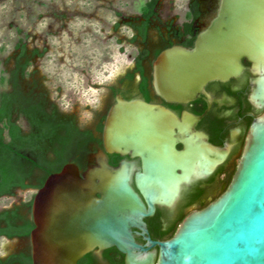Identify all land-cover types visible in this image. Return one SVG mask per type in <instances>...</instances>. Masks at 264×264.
<instances>
[{
  "label": "water",
  "instance_id": "95a60500",
  "mask_svg": "<svg viewBox=\"0 0 264 264\" xmlns=\"http://www.w3.org/2000/svg\"><path fill=\"white\" fill-rule=\"evenodd\" d=\"M244 57L264 65V0H221L194 48L175 46L157 57L153 88L168 102H192L208 96L209 83L237 79ZM256 82L262 113L228 188L165 241L148 236L145 219L157 206L173 208L184 185L210 177L234 142L217 148L195 128L202 117L179 118L164 106L117 96L103 129L106 152L94 157L96 164L82 172L70 162L35 193L32 264H79L110 249L125 264H184L185 256L190 264H264V79ZM108 155L140 159L141 167L126 160L112 166Z\"/></svg>",
  "mask_w": 264,
  "mask_h": 264
},
{
  "label": "rangeland",
  "instance_id": "374dc122",
  "mask_svg": "<svg viewBox=\"0 0 264 264\" xmlns=\"http://www.w3.org/2000/svg\"><path fill=\"white\" fill-rule=\"evenodd\" d=\"M180 0H162L163 20L179 8ZM149 0H0V93L11 91V72L26 45L32 58L20 83L26 93L45 94L49 108L55 105L61 117L78 127L88 114L107 109L112 87L137 90L121 82L137 55L130 20L139 19ZM178 17L177 14H174ZM112 21H115L113 24ZM180 21V19H179ZM15 32L9 38L8 32ZM152 47L158 46V32L150 33ZM2 78L6 80L3 82ZM15 119L25 133L30 130L24 117ZM94 119L86 123L91 128ZM35 189L19 190L12 197L0 199V212L29 203ZM29 239L0 238V258L28 251Z\"/></svg>",
  "mask_w": 264,
  "mask_h": 264
},
{
  "label": "flooded vegetation",
  "instance_id": "af4514ba",
  "mask_svg": "<svg viewBox=\"0 0 264 264\" xmlns=\"http://www.w3.org/2000/svg\"><path fill=\"white\" fill-rule=\"evenodd\" d=\"M161 2L162 0H149L145 4L144 8L153 4L149 19L145 17L146 12L143 10L139 19L130 20V26L134 31L131 44L135 45L137 55L132 66L128 68L124 76H121L120 80L122 83L129 82V84L135 85L137 90L112 87L109 92L107 109L102 113L95 114L91 128L78 127L74 121L80 130V162L82 163L80 169L82 172L96 164L94 157L97 154L106 152L103 137L105 120L119 95L128 101L139 99L164 106L179 118H182L184 113L202 117L195 128L206 134L209 144L217 148L224 149L228 141L234 142L226 160L210 177L195 180L190 185H184L181 198L173 208L157 206L155 214L145 219L149 231L148 236L155 241L171 239L189 214L206 208L228 188L242 157L249 129L262 113L260 99L257 98L259 86L256 81L264 79V65L260 66L254 59L244 57L242 60L243 73L237 79L227 82L209 83L206 87L208 96L202 95L189 103L166 101L153 88V63L163 51L172 47L194 48L198 35L206 30L217 16L221 0H180L179 8L174 9V13H169L171 18L166 20H163L162 17ZM174 14H177L178 17H175ZM142 30H145V36L142 35ZM152 30H157L159 36V44L154 47L150 43ZM34 94L45 99L48 103L47 111L49 113H53L54 110L58 117L65 119L61 117L55 105L49 108L47 95ZM22 131L24 132L23 128ZM177 148L181 151L184 149V145L180 143ZM124 160L134 162L136 168L141 167L140 159L132 160L129 157L108 155L110 165L115 167ZM132 186L141 196L134 181ZM134 233L137 242L145 245L144 237L140 235V232L134 230ZM24 252L30 253L32 258L31 243L28 251L16 252L7 258L0 259L6 260ZM79 264H125V256L116 249H110L100 254L94 252L87 255Z\"/></svg>",
  "mask_w": 264,
  "mask_h": 264
},
{
  "label": "trees",
  "instance_id": "16d2710c",
  "mask_svg": "<svg viewBox=\"0 0 264 264\" xmlns=\"http://www.w3.org/2000/svg\"><path fill=\"white\" fill-rule=\"evenodd\" d=\"M152 8L153 4L143 8L147 19ZM142 35L145 36V30ZM18 49L21 53L9 80L11 91L0 93V199L12 197L19 190L38 191L49 176L59 173L70 162L82 168L80 130L74 120L62 119L54 110L49 113L43 97L26 93L21 86L20 76L26 74L34 56L42 54L36 51L32 58L28 57L23 43ZM15 116L28 121V133L22 131ZM32 203L33 199L0 212V238H30L34 229ZM16 263L32 264L30 253L0 259V264Z\"/></svg>",
  "mask_w": 264,
  "mask_h": 264
},
{
  "label": "clouds",
  "instance_id": "9594fccd",
  "mask_svg": "<svg viewBox=\"0 0 264 264\" xmlns=\"http://www.w3.org/2000/svg\"><path fill=\"white\" fill-rule=\"evenodd\" d=\"M112 23L114 24L115 21H112ZM4 34H5L4 31H0V37H3ZM7 36H8L9 38H15V32H14V31H12V32H8V33H7ZM93 119H94V115H93V114H88V116H87V121H86V122H82V123L80 124V127H85V126H86V123H90ZM183 260H184V264H190L191 256H185V257L183 258Z\"/></svg>",
  "mask_w": 264,
  "mask_h": 264
}]
</instances>
